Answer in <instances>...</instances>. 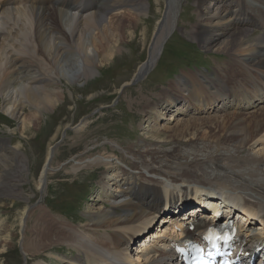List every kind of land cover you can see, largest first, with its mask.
<instances>
[{
  "label": "bare ground",
  "instance_id": "obj_1",
  "mask_svg": "<svg viewBox=\"0 0 264 264\" xmlns=\"http://www.w3.org/2000/svg\"><path fill=\"white\" fill-rule=\"evenodd\" d=\"M178 2L166 0L164 19L156 26L147 60L137 68L131 84L150 72L160 46L178 28ZM194 3L195 22L187 29V35L203 49L226 54L229 60L214 70L216 79L208 77L209 73L213 76L208 71L207 76L182 72L177 81L161 90L157 102L139 101V110L149 115L145 126L149 128L143 133L144 146L135 149L137 145H126L123 149L126 155H132L127 162L129 170L119 167L118 162L126 164V158L114 149L105 148L106 153L113 155L95 163L84 164L86 161L79 159L76 169L103 166L106 173L101 179L103 198L95 201L97 207L77 224V233L84 238L70 223L40 209L34 214L33 228L27 231V243L33 242L24 247L28 255L39 253V257L65 241L78 243L65 245L74 247L77 255H46L55 261L53 264H110L104 260L103 249L117 254L114 264L126 260L127 264H149L159 259L154 252L157 244L151 242L139 248L137 243L149 238L154 241L152 229L157 224L152 221L166 207L183 202L186 203L178 210L185 217L195 210L185 212L191 198L207 196L215 202L219 200L217 194L224 198L223 204L227 201L261 223L255 230L250 227L247 235L250 242L264 243V148L255 152L256 144L264 143V105L260 106L264 103V0ZM126 6L129 10L122 11ZM147 14L146 0H0V112L20 126L24 140L29 139L27 134L31 135L33 129L30 125L38 122L43 111L57 109L63 103L65 82L72 85L85 81L96 73L99 51L110 59L117 46L115 38L120 37L121 45L126 42L122 20L130 23V41L131 29ZM113 19L118 23H113ZM254 29L260 33L251 37ZM222 72H226L224 76ZM237 75L244 78V84L234 87ZM179 99L185 107L177 109ZM26 106L31 111L27 116ZM213 112L224 115L199 117ZM246 113L248 118L244 117ZM260 134L262 142L261 138L256 139ZM0 142V198L10 201L9 209L20 201L16 215L18 226L23 229L30 196L44 193L48 175L55 173L51 167L54 151L49 148L33 185L35 191L27 195L24 187L31 176L22 145H12L8 138H0ZM193 187L196 190L191 191ZM209 205L206 203L209 208L214 207ZM8 219L0 221V257L8 253L12 243V229L5 225ZM161 222L157 220L158 224ZM146 223L152 225L145 226ZM205 226V222L198 221L195 228ZM169 227L165 226L164 235L170 232ZM93 244L102 249L93 248ZM162 253L167 255V250Z\"/></svg>",
  "mask_w": 264,
  "mask_h": 264
},
{
  "label": "rangeland",
  "instance_id": "obj_2",
  "mask_svg": "<svg viewBox=\"0 0 264 264\" xmlns=\"http://www.w3.org/2000/svg\"><path fill=\"white\" fill-rule=\"evenodd\" d=\"M146 2L148 14L142 16L141 20L136 22L133 29H131L132 37L130 41H128L130 23L122 20L123 28L121 30H126L124 35L126 42L121 45L120 37L115 38L117 46L113 47L116 50L110 59H107L108 57L106 58L104 53L99 51L100 64L96 66V73L86 78L85 81L82 80L80 83L72 85L65 82L63 86L65 98L61 103L62 105L60 104L57 109L54 107L49 111H43L38 122L30 125L33 129L31 135L27 134L29 139L24 140L20 126L0 112V138H8L12 145H22L20 148L27 157L28 173L31 177L24 187L25 193L30 195L35 191L33 185L38 178V173L50 147L54 151L51 167L55 170V173H60L59 176H54L55 173L51 175L53 172L48 175L47 188L44 193H39V191L35 195L32 194V197L30 196V202H28L30 210L28 209L23 229L19 228L16 215L18 212L16 208L21 206L20 201H16L15 206L9 209L10 201L0 198V221L9 217L8 220H5V225L10 226L12 229L11 247L7 254L0 257V264H43L46 255L50 258L53 255L61 257L63 254L67 258L75 257L77 255L75 248L70 249V246V248L68 246L65 248V245H75L78 244L77 242L62 241L63 243L53 247L48 252L43 251L45 256H36L39 253L30 256L28 255L29 252H25L24 247L27 244H33V242L27 243L29 239L27 231L33 228L35 223L34 214L38 213L40 209L45 210L59 221L66 224L70 223L77 233V230H79L77 224L84 220V216L88 211H92L93 207H97L94 206L95 201L99 202L103 198L104 187L101 185V179L106 174L103 172V166L101 168L83 166L76 169L77 163L80 162L79 159L82 162L86 161L84 164H87V162L95 163L96 160L108 159V156L113 155L106 153L105 148L108 151L114 149L116 153L119 154L120 152L119 155L126 158L124 161L126 164L118 162L119 167L129 170L127 165L132 159V155H126L123 149L126 145H137L135 149L144 146L142 139L149 128L145 127L149 124V115L145 111L139 110V101L149 100L151 104L157 102L161 90L167 87L168 84L177 81L182 72H197L207 76L205 73L208 71L213 74L211 77L209 73L208 77L216 79L214 70H217L220 65L229 60L226 54L203 49L201 44L187 35V29H191L192 23L195 22L194 12L196 6L194 0H179L176 23L178 28L171 32L163 43L162 49L159 50L158 59L156 58L150 72L144 76V79L142 78L136 84H131L137 68L147 60L156 26L161 20L166 6V0H146ZM121 10L128 11L129 7L126 6ZM116 20L113 19L112 22L117 24L118 21ZM259 33V30L254 29L251 37ZM103 56L107 60H102ZM114 56L116 59L113 60ZM225 73L222 72V75L224 76ZM237 77H239L236 80L238 83L232 84L234 87L237 84H244L242 82L244 78L241 75L235 76V78ZM259 84L262 85V83ZM181 100L179 99L176 103L177 109L185 107L182 106L184 102L181 103ZM217 105L221 106L220 103H216L215 106ZM172 111L174 112L175 109ZM29 114H31V111L29 106H26L25 115ZM215 114L213 112L199 117L224 115L222 112ZM244 117L248 118L249 115L247 114ZM214 122H217V120ZM160 125L163 126L164 121ZM259 138H261V134L256 139ZM260 140L262 142V138ZM258 144H256L255 152L264 148V143ZM89 150L94 152L90 153ZM1 152H3V147L0 142ZM82 152L86 154H82ZM78 155L82 156L78 157ZM110 160L112 159L110 158ZM74 172L77 173L73 174ZM32 176L35 177L32 178ZM2 178L3 176L0 175V183ZM193 190L196 189L193 187L191 191ZM4 204L6 205L3 207ZM160 226L154 227L152 232L154 234L160 233ZM104 234L101 233L100 235L104 236ZM77 235L84 238L82 233H77ZM95 246L93 244L92 247L98 248V246ZM133 248L132 250H134ZM99 249L102 248L99 247ZM101 253L107 263L114 264L116 253H110L105 249L101 250ZM46 260V264L55 262L47 257ZM126 261L122 264H127Z\"/></svg>",
  "mask_w": 264,
  "mask_h": 264
},
{
  "label": "snow or ice",
  "instance_id": "obj_3",
  "mask_svg": "<svg viewBox=\"0 0 264 264\" xmlns=\"http://www.w3.org/2000/svg\"><path fill=\"white\" fill-rule=\"evenodd\" d=\"M206 239L209 241V243L212 245V247L216 246V241L221 239V237L216 236L214 233L209 232L208 236L206 237ZM224 239L226 240L227 237H224ZM200 250L197 249V252H199ZM200 264H207V262L203 259V257L200 258Z\"/></svg>",
  "mask_w": 264,
  "mask_h": 264
}]
</instances>
